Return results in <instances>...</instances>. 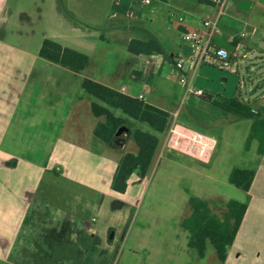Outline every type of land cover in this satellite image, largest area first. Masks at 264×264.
<instances>
[{
    "label": "crops",
    "instance_id": "obj_1",
    "mask_svg": "<svg viewBox=\"0 0 264 264\" xmlns=\"http://www.w3.org/2000/svg\"><path fill=\"white\" fill-rule=\"evenodd\" d=\"M113 1L0 0V264H15L28 245L25 238L36 229L37 216L49 208L46 192L51 186L63 199L97 214L105 206L112 215L131 209L111 264H220L209 241L204 257L188 245L191 232L181 220L190 197L220 208L230 200L246 203L221 264H264V152L257 156V139L247 142L253 120L221 111L205 96L218 99L202 88L204 96L185 93L174 66L177 58L190 56L180 32L202 33L206 18L216 20L219 29L211 37L213 47L236 48V61L256 50L264 61V0H132L127 13L112 12ZM150 35L158 39L163 54L128 51L130 40H146ZM44 39L86 55L88 64L75 73L39 56ZM204 65L215 67L209 62L184 64L183 72L193 85ZM83 77L131 97L141 95L144 102L167 111L171 120L184 127L182 114L194 124L195 117L209 118L210 107H217L220 114L209 120H220L218 148L211 135L214 148L205 158L167 150L164 134L149 175L141 177L134 171L124 192L113 190L120 152L136 153L138 148L129 138L119 151L94 135L96 124L104 118L93 115L92 98L80 87ZM192 96L201 102L189 105ZM247 102L264 110V105ZM137 126L147 129L144 124ZM237 165L255 170L247 192L229 181ZM60 204L50 212L55 230L59 228L53 224L55 216L62 215L71 202ZM120 217L123 223L126 214ZM106 224L115 230L112 221ZM85 225L84 240L78 244L70 239L53 241L59 249L54 250L57 259L65 245L73 248L70 253L81 248L87 252L99 231ZM110 242L111 247L113 239Z\"/></svg>",
    "mask_w": 264,
    "mask_h": 264
},
{
    "label": "trees",
    "instance_id": "obj_2",
    "mask_svg": "<svg viewBox=\"0 0 264 264\" xmlns=\"http://www.w3.org/2000/svg\"><path fill=\"white\" fill-rule=\"evenodd\" d=\"M131 1L114 0L111 11L127 13L131 10ZM127 49L136 54L164 53L160 42L153 35H150L146 40H130ZM38 53L39 56L65 66L75 73L82 72L88 64L86 55L62 47L49 39L42 41ZM80 87L92 98L91 111L93 115L104 118L102 122L96 124L94 135L108 145L117 127L124 124L130 130L129 138L135 142L138 148L136 153L120 152L121 156L112 178L111 188L122 193L126 189L127 179L132 172H138L141 177L149 175L158 152L160 139L170 124L171 115L142 99L128 96L85 77L81 78ZM205 99L219 106L221 111L233 113L235 117L252 118L253 122L247 142L251 138L257 139V156L261 157L264 152V110L253 109L247 101H243L239 97L213 100L212 96L208 95L205 96ZM116 110L122 115L116 114ZM127 118L146 125L147 129L134 127ZM254 172L252 167L234 166L230 171L229 181L235 187L247 192ZM246 206V203L230 200L223 205V208H220L215 203L190 197L187 203V213L181 220V225L191 232L188 241L189 247L194 248L200 257H204L206 242L209 241L214 248L215 259L220 264L223 263ZM217 207L218 212L215 211Z\"/></svg>",
    "mask_w": 264,
    "mask_h": 264
},
{
    "label": "rangeland",
    "instance_id": "obj_3",
    "mask_svg": "<svg viewBox=\"0 0 264 264\" xmlns=\"http://www.w3.org/2000/svg\"><path fill=\"white\" fill-rule=\"evenodd\" d=\"M157 0H153L156 2ZM261 57L256 50L248 51L246 57L240 58L236 61L233 59V68L237 70V73L227 72L211 65H204L201 70L195 75L194 85L200 87L206 91H209L218 100L224 97L239 96L245 101L251 103L264 105L262 95L264 94V61H261ZM236 61V62H235ZM263 82V84L261 83ZM191 103L189 105L198 104L201 102L200 98L192 96L190 98ZM199 113H205L202 108H199ZM116 114L122 115L118 110ZM219 109L211 106L208 110L209 118L211 116L219 115ZM203 115V114H202ZM204 117H195L193 122H188L185 114L180 116V121L188 128L194 129L204 133L211 137L216 138L219 144L220 140V120H212ZM127 120L133 123L134 127L138 122L127 118ZM138 127V126H137ZM234 128V127H233ZM239 130L243 131V127H239ZM239 132V131H238ZM160 137V136H159ZM218 148V145H217ZM238 166V165H237ZM46 196L49 197V208L42 216L36 218V229L26 236L25 241L28 244L22 248L18 258L14 259L15 264H111L116 254L117 245L120 242V238L123 235L125 226L130 218L131 209L126 211L118 210L115 215L111 214V209H107L105 206L102 211L97 214L95 209L83 208L75 201L64 198L63 194L56 190L55 187H50L46 192ZM61 201L71 202L68 208L62 215L55 216L54 225H58L57 230L50 225V219L52 216L50 212L56 211L61 206ZM106 204V203H105ZM109 208V206H108ZM218 212V207L215 209ZM67 212V213H66ZM66 213V214H65ZM126 214V219L123 223L120 221V216ZM118 214V215H117ZM91 218H94L92 221ZM112 221V226L115 230L113 235V243L108 240L109 226L106 223ZM85 222L89 223V228H93L99 231L92 238L91 246L86 250L80 249V252L76 254L70 253V248L65 245L62 248L63 255L58 259L56 256L58 252L56 247L53 246L54 240L73 241L74 244H78L81 240H84L83 229L86 227ZM52 227V228H51ZM56 227V226H55ZM90 237V236H89ZM87 237V238H89ZM56 250V251H54ZM59 250V249H58ZM51 260V262H50Z\"/></svg>",
    "mask_w": 264,
    "mask_h": 264
},
{
    "label": "built area",
    "instance_id": "obj_4",
    "mask_svg": "<svg viewBox=\"0 0 264 264\" xmlns=\"http://www.w3.org/2000/svg\"><path fill=\"white\" fill-rule=\"evenodd\" d=\"M219 2V0H211ZM149 2V0H145ZM178 22L183 21L182 16H178ZM204 31L202 33L196 30H182L180 38L190 47V56L188 59L177 58L174 61V66L179 72L178 82L184 88L185 93L194 94L196 96H204L205 93L201 88H196L191 80H188L184 74V64L188 63L193 67L201 62H209L215 67L231 71L233 68L232 58L236 57V48L233 51H228L224 48L213 47L211 45V37L219 33L217 21L206 18L202 20ZM241 36H245L244 33ZM141 99V95L138 96ZM264 98V95H263ZM163 145L167 150H177L196 155L200 158H205L214 148V141L211 137L177 123L171 120L165 132Z\"/></svg>",
    "mask_w": 264,
    "mask_h": 264
},
{
    "label": "water",
    "instance_id": "obj_5",
    "mask_svg": "<svg viewBox=\"0 0 264 264\" xmlns=\"http://www.w3.org/2000/svg\"><path fill=\"white\" fill-rule=\"evenodd\" d=\"M129 136H130L129 128L126 125L121 124L115 130L114 135L111 141L109 142L108 146L110 148L121 151L124 149V146L126 142L128 141ZM113 235H114V232L111 230L108 234L109 241H112Z\"/></svg>",
    "mask_w": 264,
    "mask_h": 264
}]
</instances>
